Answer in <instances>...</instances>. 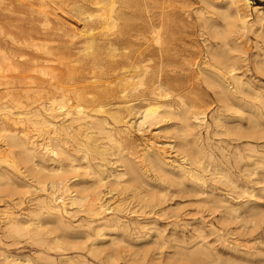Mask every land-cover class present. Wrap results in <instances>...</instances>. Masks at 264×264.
<instances>
[{
	"label": "bare ground",
	"instance_id": "bare-ground-1",
	"mask_svg": "<svg viewBox=\"0 0 264 264\" xmlns=\"http://www.w3.org/2000/svg\"><path fill=\"white\" fill-rule=\"evenodd\" d=\"M100 1L108 6L100 4ZM116 1L94 2L96 13L88 14L86 17L90 25L79 29L80 34L87 33L82 48L85 52L88 53L94 44L95 37L90 26L101 24L104 28H109L115 23L117 16L126 13L122 9L114 13L113 5ZM201 1L205 6L217 7L212 0ZM26 2L27 8L34 9L31 0ZM163 2L164 0L158 5L159 12L149 18L150 26L141 31V48H136L133 54H125L124 60L115 58L120 54L115 52L116 41L104 33L100 36L104 45L103 50L109 53V63L114 62L109 65L111 74L116 76V83L115 79L111 80L109 83L113 81L112 86H108V89L100 93L112 105L108 110H103L100 103L96 107L88 108L86 95L89 94V90L84 89V86L78 90L71 88L65 90L62 87V80L69 81L76 76L73 68L66 66L67 61H70L67 59L62 60V63H65L63 67H52L48 70L44 69L45 66H40L34 69L42 75L39 82L49 94L48 100L28 106L24 113L25 119L13 117L11 113L0 116V161L4 162H0V189L11 190L17 195L13 202L16 206L24 203L26 198L24 209L1 211L3 214L1 213L0 223L3 227H0L6 228L10 235L27 234L32 243L45 251L60 252L66 249L67 245L65 240H61L60 235L66 237L77 234L78 237L83 236L91 242L87 251L95 256L101 250L97 249L98 242L94 241L96 239H101L100 245H114L117 242L126 244L123 237L128 233L129 227L119 218H108L104 215L107 209H117L121 205L118 199L114 206L108 204L111 197L113 198V193L121 195L120 193L129 191L139 202L156 203L167 193L166 185L171 184L182 188H176L175 192L202 195L200 199L206 201L205 204L209 205L211 202L214 208H218L223 229L232 223L234 230L243 231L247 226L252 231L264 222V209L256 202L259 196L257 191H264V93L248 77L245 79L242 77L241 70L245 67L247 69L248 65L246 63L245 67L241 65L245 58L242 57L243 49L242 51L239 49L235 35L245 33L244 29L251 24L246 19L247 14L242 10V6L247 7L248 3L246 0H226L225 7H220L221 4L215 10L221 24H211L206 21L207 17L201 21L203 29L201 34L205 35L202 41L203 39L206 41L203 45L205 50L202 49L200 56L191 63L193 68H189L173 67L176 63L187 62L182 61L183 50L174 41L175 26L173 28L175 31L169 25L166 26L173 19V9L164 11ZM220 8L225 9L218 10ZM46 9L44 2L37 4L38 12L40 11L44 17L48 14ZM210 18L211 21L214 20ZM257 19L261 20V17ZM260 32L259 30L255 34L257 38L264 37L259 34ZM72 37H75V34ZM39 47L43 54L53 50L46 45ZM20 55H23L22 52ZM258 55L256 53L253 62L257 72L264 73V62L257 58ZM96 58V53L89 57V66H95ZM0 59L5 61L8 58L0 53ZM85 76L86 73L79 74L75 79L81 80ZM190 77L209 89L217 101L218 111L212 116L213 126L218 128V131H212L213 135H220V138L217 137L218 140H215L217 145L213 147V149L217 147L216 151L212 149V142L207 141L206 145L200 142L203 138H199V128L205 123L204 115L192 111L182 95L183 86L180 82ZM115 84L118 86H114ZM9 91V88H2L0 97L6 98ZM117 94L121 106L114 105ZM131 95L133 97L128 98ZM133 100H140L141 105L134 108ZM102 111L106 115L99 114ZM24 120L34 127H46V136L38 138L39 134L35 136L31 128L16 130L11 127ZM160 122V131L168 133V138L173 139L175 153L171 155L172 150L166 148L165 145H169L170 149L174 146L169 144V141L160 142L154 139H146L140 148L132 151L130 133L135 129L142 131L144 124L152 126ZM101 138L106 139L107 144L99 142ZM112 155L113 158L109 159L108 157ZM99 156H104L102 162H93V165L91 160ZM80 161L85 163L83 171L78 169L79 166L82 167L77 164ZM109 162L115 163L116 166L107 169L106 172L98 167L106 163L109 165ZM48 163H51V166ZM73 177L80 179L70 181ZM213 179L217 181L215 184L218 193L209 194L212 197L207 199L210 197L206 189L210 184L207 183H213ZM153 180H157L159 182L156 181L157 185L161 184V188L153 186ZM186 183L189 186H186ZM107 193L112 195L106 197L109 198L106 201L103 196ZM158 204L160 203L153 204L152 207ZM73 206L83 207L85 213L90 216L85 229L80 230L79 227L80 231L77 229L72 231L75 226L65 221L63 217ZM109 230L118 232L119 236L108 234L109 238L106 239L105 231ZM51 233L53 235L49 236ZM83 242L68 244L73 246V249L80 245L78 249H82ZM197 243L198 241L194 240L192 244L187 242L178 244L171 255L172 258L187 261L197 255H203L204 258L213 256L206 244L200 243L192 247ZM36 255L40 259H45L48 264H54L52 261L54 257L48 253L40 252ZM0 256L2 262L19 264L16 263L19 259L16 255L9 256L0 252ZM79 256L75 258L79 264H86L85 258L79 259ZM64 258L68 259L66 256ZM196 258L195 260H198ZM25 260L29 261L27 256ZM252 260L242 262L225 256L221 258L220 264H253ZM257 261V264H264V254H261Z\"/></svg>",
	"mask_w": 264,
	"mask_h": 264
},
{
	"label": "rangeland",
	"instance_id": "rangeland-1",
	"mask_svg": "<svg viewBox=\"0 0 264 264\" xmlns=\"http://www.w3.org/2000/svg\"><path fill=\"white\" fill-rule=\"evenodd\" d=\"M95 1L97 0H31L34 9H29L27 8L28 2H26V0H0V53L8 58L5 59V61L0 59V90L4 87L10 89V93L6 98L0 97V116H4L6 113H11L13 117L25 119L24 113L28 106L43 103L48 100L49 94L46 93V89L39 82L42 75L34 69L40 66H45L44 69L63 67L65 66V63H62V60L67 61V59H70V61H67L68 63L66 66L68 68H73L76 76L74 78L72 77L69 81L62 80V87H64L65 90H68L69 88H71V90H78L83 88V86L84 89H88L89 94L86 95V104L88 103V108L92 106L96 107L99 103L103 106V110H108L112 107V105L107 102L106 98L100 95V93L108 89V86H112L111 84L113 81L111 83L109 82L116 78V76L111 74L112 72L109 68V65L114 62L109 63V53L106 50H103L104 45L100 40V36L104 33L108 38L116 41L115 52L120 54H117L115 58L124 60L125 54H133L136 48H141V31L145 27L150 26L151 19L149 18L153 14L159 12L160 7L158 8V5L161 4L162 0H117L113 5L114 13L120 9L124 10L126 13L117 16L115 23L110 25L109 28H104L101 24L90 26L95 38L92 48H90L87 53L82 50L84 47V38L87 36V33L80 34L79 29L90 25V21L86 20V17L88 14L94 15L96 13L94 10L96 6L94 4ZM212 1L216 3L213 4L217 5V7L221 4L222 6L220 7L226 6V0ZM246 1L248 6H242V10L247 14L246 19L248 22L250 21L251 24L249 23L250 25L247 26V29H244L243 32L245 33L241 35L235 34L237 36L236 41L237 43L239 42V49H241V51L243 49L244 51H242V57L245 59L242 61L241 65H248L247 69H245V66V68L241 66L244 69L240 68V70L242 69V77L244 79L248 77L252 83L264 93V73H260V71L257 72L258 70L253 62L256 53L259 54L257 58L264 62V57H262L264 56V37L259 36L260 38H257L255 35L259 30L261 31L259 34L264 35V32H262L264 29H261V27H264V0ZM39 2L45 3L48 13L46 17L37 10V4ZM163 3L164 11L173 9V19L171 22L167 23L166 26L168 27L169 25L173 31L176 29V33L174 32V41L179 48L183 50V52L181 51V53H183V55H181L182 61L187 62L186 64H181L182 62L176 63L173 67L183 66L193 68L191 63L200 56L202 49L205 50L203 45L206 41L204 39V42L202 41V38H204L205 35L201 34L203 31L201 21L206 20L207 17L208 20L206 21L209 23H216L217 25L218 23L221 24V19L218 16L217 11H215L217 10V7L214 5L213 6L216 8L211 7V5L205 6L202 4L203 2L201 0H164ZM100 4H104L106 7L108 6V4L105 2L103 3L102 1H100ZM224 9L225 8H220L218 10ZM202 16L204 19L201 20ZM210 17L214 18V20L212 19L211 21ZM259 17H261V20L257 19ZM258 22L259 24L262 23V26H259L260 28H258ZM74 34L75 37H72ZM209 40L212 41V39ZM58 44H60L59 47H57ZM39 45L50 46L53 50L48 54H43ZM14 48H16V50ZM15 51L17 52L15 53ZM21 52L23 55H20ZM73 52H75L74 55L72 54ZM93 53H96L97 55V62L94 67L89 66L88 63V59ZM133 59L134 57L132 60ZM33 61H35L37 65H35ZM90 64L92 65V63ZM83 73H86L85 77H82L81 80L75 79L79 74ZM118 79L119 78H117V81ZM180 83L183 86L182 95L187 104L190 105V109L204 115L205 123L199 128V138H203L200 139V142L204 145L207 144L205 143L207 141L212 142L213 149V147L217 145L215 140L220 138L219 134L213 135L212 132L213 130L214 132L218 131V128L213 126L214 122L212 120V116L218 111L216 99L209 89L205 88L204 85L198 84L197 81H195V78H185L182 79ZM114 86L118 85L115 84ZM132 97L133 96L131 95L128 98ZM115 99L116 103L114 105L121 106V104H119L120 98L118 97V94ZM132 103L134 104V108H138V106L141 105L140 100H133ZM99 114L106 115L104 111ZM125 119L126 118H123V120ZM30 126L31 125L26 120L11 125V127L16 128V130H18V128H31L30 130L35 136L39 134L38 138L46 136V127L35 126L37 127V129H35L34 126ZM159 126H161V122L160 124L158 123L152 126L144 124L142 126L143 128H141L143 129L142 131H136V129L134 132L132 131L129 135L133 143L132 151L140 148V145H142L146 139H154L155 141L160 142L169 141V144L174 145L173 148L170 149L169 145L165 146L169 151L172 150L171 155L174 154L175 151L173 150H176V147L173 139L171 137L168 138V133L160 131L159 128L161 127ZM40 133L44 136H41ZM212 139H214L215 142ZM99 142L107 144V140L104 138L99 139ZM216 149L217 147L213 150L216 151ZM103 157L104 156H99L92 159V164L94 165L96 162L101 163ZM108 158H113V155ZM0 162L4 163L3 161ZM109 163V165L106 163V165L98 167L104 169L106 172L107 169L110 170L113 166H116L115 163ZM77 164L82 165V167L79 166L78 169L79 171H83L82 168L85 165L84 161H80ZM48 165L51 166V163H48ZM149 174L151 175V171ZM78 179H80V177H73L70 181H77ZM214 180L215 179L212 181L213 183H207V185L210 184L206 187L208 195H215L218 193V187H216L217 184H215L217 181ZM156 181L157 180L152 181L153 186L161 188V184L157 185L158 181ZM166 186V197L164 196L163 199H160V201H157L156 203H143L141 201L140 203L129 191L120 193L121 195H117V193H113V195L107 193L109 196L106 194L103 196L106 201L109 199L106 197H110V195L113 196V198L111 197L108 201V204L111 207L118 202L117 199L120 200L119 203L121 205L118 206L119 208H110L111 210L107 209L104 215L108 218H119V220L129 227V231L126 234L127 236L125 235L123 237L126 244L125 242H117L114 245L109 244L110 246L104 244L100 245L99 243L101 242V239H96L94 241L95 243L98 242L96 243L98 245L97 249H101V252L98 250L99 252H97L95 256H92L94 254L88 253L87 251L91 244L88 239L83 236L78 237L77 234V237L74 235L66 237L60 235L61 240L63 239L65 240L64 242L67 243V245H65L66 249H63L60 252L52 250L45 251L40 248L39 245L32 243L30 240L31 238L29 239V235L26 234L28 237L24 234L23 236L10 235V232L8 233L6 228L3 229V224L0 223V226H2L0 227V252L9 256H18L19 259L16 263L19 262V264H48L45 259L37 257L36 254L40 252L48 253L50 256L54 257V260H52L54 264H79V261L76 260L78 255H80L79 259L85 258L84 260H86V264H195V261H197L196 264H220L221 258H225V256H229L230 258L242 262H249L254 259V261L252 260L253 264L258 263V258L261 257V254H264V222H262L261 225L259 224V226L252 231H250L247 226H245L243 231L234 230L232 223L228 224L227 227L223 229L219 219L218 208H214L211 202H209V205L211 204L210 206L208 203L205 204L206 201L200 199V196L202 195L196 196L188 192H182V194H180L175 191L182 188L176 187L172 184ZM186 186H189V184L186 183ZM214 187L215 189H213ZM101 189L103 191L105 190V188ZM5 190L6 189H3V192L0 189V216L6 209L14 211L24 209L23 207L26 204V198L24 199V203L16 206L13 202L16 200L15 198L17 195L11 190ZM257 194L259 196L257 197L256 202L259 203L260 208L264 209V191H257ZM168 195L169 197H167ZM209 196L210 197L207 196V199L212 197V195ZM157 203H160L161 205L158 204L152 207L153 204L155 205ZM144 204L145 206H143ZM7 206H9V208H5ZM83 209V207L73 206L72 208H69L67 214L64 213L63 217L65 221H69L75 226L72 231L76 229L79 230V227L80 230L85 229L86 222L90 219V216H88ZM109 231H105L107 236L104 235V237L106 236V239L109 238L108 234L119 236L118 232H116V234L113 230ZM198 233L200 236H197ZM52 235L53 233L49 234V236ZM81 239L82 241H80ZM83 240L85 242H83ZM194 240L198 241V243L194 244L192 247H195L200 243L206 244L210 248L213 256L204 258L203 255H197L196 257L198 260H195L196 257H192L195 261L188 259V262L186 260L181 259L182 261H180L176 258H172L171 255L178 244H181L182 242L192 244ZM71 242L73 244H81V242H83L84 244L81 246L82 249H78L80 245L73 249V246H70L72 245ZM106 255H109L110 257ZM26 256L29 261L25 260ZM64 256L68 257V259L64 258ZM2 261L3 259H1L0 256V264H9V262L5 263Z\"/></svg>",
	"mask_w": 264,
	"mask_h": 264
}]
</instances>
